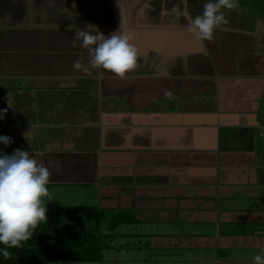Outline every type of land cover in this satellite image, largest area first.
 Returning a JSON list of instances; mask_svg holds the SVG:
<instances>
[{
  "label": "crops",
  "instance_id": "obj_1",
  "mask_svg": "<svg viewBox=\"0 0 264 264\" xmlns=\"http://www.w3.org/2000/svg\"><path fill=\"white\" fill-rule=\"evenodd\" d=\"M206 2L0 0V149L47 167L52 201L132 213L100 260L131 250L121 234L144 245L132 264L264 253V0L222 9L211 40L189 31ZM119 26L139 52L124 78L75 39Z\"/></svg>",
  "mask_w": 264,
  "mask_h": 264
},
{
  "label": "clouds",
  "instance_id": "obj_2",
  "mask_svg": "<svg viewBox=\"0 0 264 264\" xmlns=\"http://www.w3.org/2000/svg\"><path fill=\"white\" fill-rule=\"evenodd\" d=\"M237 7L238 0H207L201 14L188 17L189 31L198 39L211 40L214 30L227 23L225 11ZM95 29L94 34L80 32L75 36L91 56L90 66L124 78L136 67L139 57L130 35L120 26L107 36ZM74 67L80 68V64ZM3 118L4 111L0 110V120ZM12 143L10 136L0 134V144L5 148ZM50 177L49 169L29 151L17 148L9 155L0 149V244L5 248L20 247L41 223L48 221ZM3 254L8 255L7 251ZM253 260L254 264H264V253Z\"/></svg>",
  "mask_w": 264,
  "mask_h": 264
},
{
  "label": "trees",
  "instance_id": "obj_3",
  "mask_svg": "<svg viewBox=\"0 0 264 264\" xmlns=\"http://www.w3.org/2000/svg\"><path fill=\"white\" fill-rule=\"evenodd\" d=\"M48 221L41 223L20 247L0 244V264H62L94 262L110 248V234L135 219L124 210L109 211L95 205H47ZM4 251L8 255L4 256Z\"/></svg>",
  "mask_w": 264,
  "mask_h": 264
},
{
  "label": "rangeland",
  "instance_id": "obj_4",
  "mask_svg": "<svg viewBox=\"0 0 264 264\" xmlns=\"http://www.w3.org/2000/svg\"><path fill=\"white\" fill-rule=\"evenodd\" d=\"M54 199L55 200H53L52 202L49 201L48 205H54V206L65 205V206H69V205H83L84 204L82 201H79V202L67 201V202L64 203V202H57V199L56 198H54ZM65 199L70 200V199H72V197H65ZM76 200H77V198H76ZM118 211H120V210H118ZM128 214L132 215V213H128ZM132 217L134 219H136L133 215H132ZM133 222L122 223L123 225L120 224V226H118L117 230H120L122 233H125L126 230H127L126 228H131V227L135 228L136 226H135V224H133ZM120 241H123L122 242L123 244H119ZM114 246H117V247H121L122 246L125 249L129 248L131 250L127 249L126 251H122L120 257L117 258V261H115L114 259L103 258L102 260H100L98 262H68V263H62V264H132L130 262V258L129 257L133 256V253H134V256H135L136 253H140L142 256H144V245L139 243L138 240H136V239L124 238V235H122V234L119 235L118 241L115 243ZM106 253L109 254L108 252H106ZM110 254H111V252H110Z\"/></svg>",
  "mask_w": 264,
  "mask_h": 264
}]
</instances>
